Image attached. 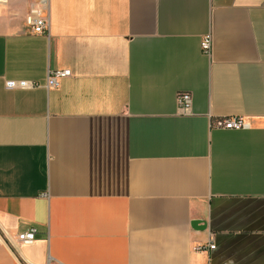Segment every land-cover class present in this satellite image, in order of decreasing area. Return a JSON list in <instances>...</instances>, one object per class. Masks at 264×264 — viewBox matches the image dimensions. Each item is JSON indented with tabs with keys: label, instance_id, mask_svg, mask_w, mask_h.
<instances>
[{
	"label": "crops",
	"instance_id": "crops-1",
	"mask_svg": "<svg viewBox=\"0 0 264 264\" xmlns=\"http://www.w3.org/2000/svg\"><path fill=\"white\" fill-rule=\"evenodd\" d=\"M33 1L0 0V264H264V0H49V34Z\"/></svg>",
	"mask_w": 264,
	"mask_h": 264
},
{
	"label": "built area",
	"instance_id": "built-area-1",
	"mask_svg": "<svg viewBox=\"0 0 264 264\" xmlns=\"http://www.w3.org/2000/svg\"><path fill=\"white\" fill-rule=\"evenodd\" d=\"M49 7V0H34L31 11L26 18V25L30 33L33 34H49L50 19L46 11ZM213 36L207 34L203 37L201 42L202 51L208 55L212 53ZM72 71L70 69H57L50 70L47 77L46 86L52 88L58 85L60 79L71 76ZM7 86L32 88L38 86L35 81H8ZM178 106L180 111L189 112L192 106V95L189 92H180L178 94ZM216 126L226 129H243L250 127V123L243 117H223L217 120ZM37 229H32L28 232H23L18 235V241L20 243H31L36 238ZM214 244H210V248H214ZM203 246H196L197 250H201Z\"/></svg>",
	"mask_w": 264,
	"mask_h": 264
}]
</instances>
